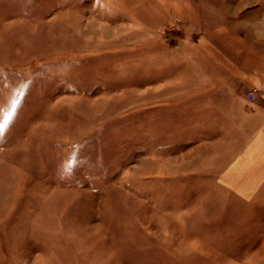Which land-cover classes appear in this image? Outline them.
<instances>
[{"label": "rangeland", "instance_id": "1", "mask_svg": "<svg viewBox=\"0 0 264 264\" xmlns=\"http://www.w3.org/2000/svg\"><path fill=\"white\" fill-rule=\"evenodd\" d=\"M259 61L264 0H0V264H264L216 181L253 125L202 93L264 101Z\"/></svg>", "mask_w": 264, "mask_h": 264}, {"label": "crops", "instance_id": "2", "mask_svg": "<svg viewBox=\"0 0 264 264\" xmlns=\"http://www.w3.org/2000/svg\"><path fill=\"white\" fill-rule=\"evenodd\" d=\"M256 64L258 65L254 66L249 73L252 75L251 82L255 85H250L258 87L262 97H264V70L260 69V61L255 62ZM238 70L240 73H233L236 76L234 83L222 78L217 80L212 73L205 74V86L207 88L202 92L203 96L206 98L233 97L236 100L234 105L230 104V108H228L229 104L225 100L224 104L218 105V110L216 109L217 105L210 104L211 101L208 100L205 102L208 104L203 106V110L205 113L226 112L235 117L237 124L239 120H242L246 125H253L243 147L219 172L216 181L218 187L222 188L221 190L254 201L259 196L261 198L264 196V101L248 106L243 105L242 102L247 104V100L242 96L245 82H242V78L238 79V76L239 74L244 75L245 72L240 68ZM246 86L245 88L252 87Z\"/></svg>", "mask_w": 264, "mask_h": 264}, {"label": "built area", "instance_id": "3", "mask_svg": "<svg viewBox=\"0 0 264 264\" xmlns=\"http://www.w3.org/2000/svg\"><path fill=\"white\" fill-rule=\"evenodd\" d=\"M257 92L256 88H252L246 92V99L252 101L254 99V94Z\"/></svg>", "mask_w": 264, "mask_h": 264}]
</instances>
